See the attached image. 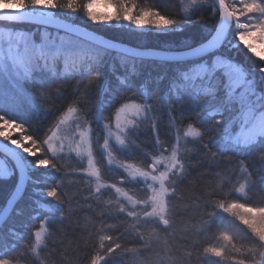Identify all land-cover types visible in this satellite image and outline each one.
<instances>
[{
  "label": "snow or ice",
  "instance_id": "1",
  "mask_svg": "<svg viewBox=\"0 0 264 264\" xmlns=\"http://www.w3.org/2000/svg\"><path fill=\"white\" fill-rule=\"evenodd\" d=\"M112 3L115 14L98 15L95 0H0V23L35 25L0 38V142L13 160L0 183L14 181L0 204V264H264V65L226 54L243 45L264 61L254 43L264 44V0H175L174 15ZM90 25L157 35L200 25L211 38L150 54ZM113 54L114 85L104 71ZM49 116L43 138L28 134ZM73 157L80 166L65 170ZM69 176L86 186L82 201L64 190ZM85 205L99 227L73 224ZM208 234L223 244L197 239Z\"/></svg>",
  "mask_w": 264,
  "mask_h": 264
},
{
  "label": "trees",
  "instance_id": "2",
  "mask_svg": "<svg viewBox=\"0 0 264 264\" xmlns=\"http://www.w3.org/2000/svg\"><path fill=\"white\" fill-rule=\"evenodd\" d=\"M98 1V0H95ZM107 2H111L112 0H105ZM138 4H144V5H152L156 4L160 7V10L162 14H170L174 15L177 9L173 7L175 0H137ZM113 4V3H112ZM138 10V9H137ZM61 16L65 15L64 13H60ZM72 20H75L78 25H81V21L78 17L73 16L71 18ZM87 23V22H83ZM0 26L8 27V28H14V29H28V30H34L35 25L31 23H17L14 25L8 24L5 25L4 23H0ZM87 29L107 38L110 40H113L115 42H119L121 44H124L129 47L139 48V49H148V50H157L161 51L162 49L169 48V47H181L183 46L185 41H190L193 43H198L201 41H204L206 38L209 39L210 35L207 32L202 31L200 25H196L194 27L186 28L183 32H174L167 35H157L151 32H146L144 34H140L135 28H132L129 30L127 27H121L120 25H115L114 27H105L100 25H90L87 27ZM54 30V29H53ZM39 38V37H37ZM264 53V51H263ZM227 55L233 57L234 60L240 62L245 68L247 69H256L261 65H264V61H260L259 58L254 56L251 52L248 51L246 47L241 45L240 49H233L226 52ZM153 65L148 64L146 65L145 71L149 72L152 71ZM115 70L117 74L120 72V67L118 63V57L115 56V54L110 55L108 58V64L105 66V74L106 78L114 85L116 83L114 77L112 76V70ZM153 75H155V72H153ZM257 76H259V73H257ZM163 86V85H162ZM261 87H264V84L260 85ZM69 94L71 93V89L68 90ZM48 107V105H46ZM66 110V108H65ZM53 120L52 116H49L47 119H41V122L39 125H37L36 121H30L31 127H28V134H35L40 136V138H43V129H45ZM37 126L39 127L40 131L37 132ZM160 135L163 138L166 135L165 131V123L162 120L160 124ZM18 136H13V138H17ZM0 159H3L6 164L11 167L12 162L7 159L5 156L0 154ZM72 159L64 160L62 161V164L65 167V170H69L71 168H78L80 166V161L76 160L74 163H72ZM221 168L225 167V165L221 164ZM228 167H232L229 165ZM104 171V170H103ZM39 173H37V176ZM60 176V173L55 174V178L58 179ZM104 177L108 182H115V176L113 174H109L108 172L104 171ZM18 178V174H17ZM73 177L69 176L68 179L65 181V187L64 190L68 193L69 196L73 197L74 200H81L83 199L84 195H87L86 192V186H83L79 183H72ZM217 184L221 181V176L217 175L214 177ZM224 179H227V177H224ZM14 181H9L6 183H0V204L3 203L4 199L7 197L9 191L11 190L12 183ZM51 182V180H50ZM235 182V181H233ZM230 187V185H229ZM28 193L26 196V200L30 203L32 199H36V195L33 194V186L30 185L27 187ZM228 188L225 189L227 191ZM130 194H132L130 192ZM115 196L114 190L108 193L104 197V200L111 199ZM253 199H256L254 196ZM50 203H54L50 201ZM101 207H104V204L100 205ZM93 207H96L94 204ZM85 210L81 211L78 216L73 217V224H76L77 222L81 225L87 224L89 229L91 230L93 224H95L96 227H99V223L97 222V217L86 210L87 206H84ZM199 213L196 214V218H194L190 223L192 226H199ZM109 223H112V221H108ZM37 226L39 225V220L36 221ZM14 226L19 229L20 223L19 221H16L14 223ZM144 231H148L147 228L142 229ZM27 236L28 234L25 233ZM96 237L93 236V240H95ZM201 242L207 241L215 246H221L223 244V241H217L212 239L211 235H204L201 237H198ZM127 244L128 247H135L137 246V242L134 240L132 236H128L125 238V241H123ZM87 251V249H82L80 251V255L83 256L84 252ZM43 259V257H42ZM28 264H32V258H28ZM193 264H196V261H193Z\"/></svg>",
  "mask_w": 264,
  "mask_h": 264
},
{
  "label": "rangeland",
  "instance_id": "3",
  "mask_svg": "<svg viewBox=\"0 0 264 264\" xmlns=\"http://www.w3.org/2000/svg\"><path fill=\"white\" fill-rule=\"evenodd\" d=\"M229 2H231V0H229ZM4 6L2 4H0V8H3ZM94 11L98 14V15H113L115 14L116 12V7L114 4H112L111 2H107L105 0H98V1H95V8H94ZM126 24V22H125ZM10 29H13V28H8V27H4V26H0V38H4L6 39L7 38V32L10 30ZM87 29V28H85ZM16 30H20V29H16ZM26 30V29H24ZM89 30V29H87ZM20 31H23V30H20ZM91 31V30H90ZM93 32V31H92ZM95 33V32H94ZM97 34V33H96ZM99 35V34H98ZM105 38V37H104ZM107 39V38H106ZM110 40V39H108ZM113 41V40H111ZM115 42V41H113ZM116 43H119V42H116ZM254 43L256 44V48H257V51L259 52H262L264 51V44H262L261 42H257V41H254ZM121 44V43H120ZM124 45V44H123ZM143 50V49H142ZM152 51H157V50H152ZM253 54V53H252ZM254 55V54H253ZM255 56V55H254ZM258 58V57H257ZM10 115H17V113H14V112H10L9 113ZM69 132L71 131V120L69 121V126H68V129H67ZM12 131V135L13 136H20L21 133L18 131V130H11ZM27 143V142H25ZM0 144L4 145V142H0ZM69 158H66L65 160H68ZM72 159L73 161H71L72 163H74L76 161V159L73 157V158H70ZM79 162V161H78ZM7 165L6 162L3 160V159H0V167H3ZM8 166V165H7ZM105 172H108L109 174H113L115 176V181H117L119 179V176H120V171L119 169H107L105 168L104 169ZM30 186L27 185V187ZM34 194V193H33Z\"/></svg>",
  "mask_w": 264,
  "mask_h": 264
},
{
  "label": "water",
  "instance_id": "4",
  "mask_svg": "<svg viewBox=\"0 0 264 264\" xmlns=\"http://www.w3.org/2000/svg\"><path fill=\"white\" fill-rule=\"evenodd\" d=\"M84 30H85V31H90V30H87V29H84ZM93 35H95V36H96L97 38H99V39H105V40H108V39L104 38L103 36L98 35V34H96V33H94V32H93ZM210 38H211V37H210ZM210 38H209V39H210ZM114 43H116V42H114ZM116 44H117L118 47L126 46V45H123V44H120V43H116ZM128 47H129V46H128ZM152 53H155V54H161V51H152V50H151V53H150V54H152ZM0 154H2L3 156H5L7 159H9V160L13 163V160H12L10 154H8V153L5 152V150H4V145H2V144H0Z\"/></svg>",
  "mask_w": 264,
  "mask_h": 264
}]
</instances>
